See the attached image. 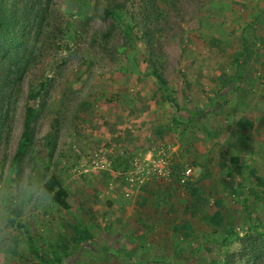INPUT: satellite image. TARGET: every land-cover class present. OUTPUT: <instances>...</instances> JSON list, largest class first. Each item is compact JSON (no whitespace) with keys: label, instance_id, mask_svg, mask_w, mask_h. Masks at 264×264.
Wrapping results in <instances>:
<instances>
[{"label":"rangeland","instance_id":"obj_1","mask_svg":"<svg viewBox=\"0 0 264 264\" xmlns=\"http://www.w3.org/2000/svg\"><path fill=\"white\" fill-rule=\"evenodd\" d=\"M41 2L2 0L0 188L68 208L17 213L0 264H264V0Z\"/></svg>","mask_w":264,"mask_h":264},{"label":"clouds","instance_id":"obj_2","mask_svg":"<svg viewBox=\"0 0 264 264\" xmlns=\"http://www.w3.org/2000/svg\"><path fill=\"white\" fill-rule=\"evenodd\" d=\"M51 201V194L44 182L31 174L18 173L14 184L0 188V250L11 251L16 236L12 223L17 213L23 215L29 205Z\"/></svg>","mask_w":264,"mask_h":264},{"label":"trees","instance_id":"obj_3","mask_svg":"<svg viewBox=\"0 0 264 264\" xmlns=\"http://www.w3.org/2000/svg\"><path fill=\"white\" fill-rule=\"evenodd\" d=\"M32 1V3H30ZM49 1L48 3H44L46 8L43 9V12H40V17H41V21L44 22L45 19H47L48 16V8H49ZM47 2V0H46ZM29 5V6H28ZM43 5V2H41V0H30L29 2L27 0H25V9L28 10V8H31L36 10V12L38 10L41 9V6ZM116 9L117 8H104L103 10V18H106V16H115L116 14ZM14 17L9 16L8 15V10L7 8L3 5L2 0H0V38H4L9 31V27L12 25V23H14ZM32 116H33V109L29 108L27 110V113L25 114V120H24V129H23V133L21 136V140L19 142L18 145V150H17V155L16 157H20L28 143H30L31 141V120H32ZM44 186L46 187V189L48 190L49 193H52L54 191V193L52 194V201L60 206L63 209L68 208V203H67V192L65 189H63L58 180L56 179V177L54 175H52L49 180L44 184ZM13 223V222H12Z\"/></svg>","mask_w":264,"mask_h":264},{"label":"built area","instance_id":"obj_4","mask_svg":"<svg viewBox=\"0 0 264 264\" xmlns=\"http://www.w3.org/2000/svg\"><path fill=\"white\" fill-rule=\"evenodd\" d=\"M190 173V168H187L185 174L188 175Z\"/></svg>","mask_w":264,"mask_h":264}]
</instances>
